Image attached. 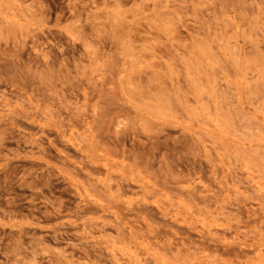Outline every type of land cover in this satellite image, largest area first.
<instances>
[{
  "label": "rangeland",
  "instance_id": "obj_1",
  "mask_svg": "<svg viewBox=\"0 0 264 264\" xmlns=\"http://www.w3.org/2000/svg\"><path fill=\"white\" fill-rule=\"evenodd\" d=\"M0 264H264V0H0Z\"/></svg>",
  "mask_w": 264,
  "mask_h": 264
}]
</instances>
